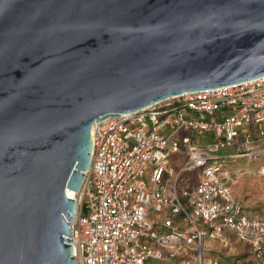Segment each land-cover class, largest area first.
Returning <instances> with one entry per match:
<instances>
[{
  "label": "water",
  "instance_id": "95a60500",
  "mask_svg": "<svg viewBox=\"0 0 264 264\" xmlns=\"http://www.w3.org/2000/svg\"><path fill=\"white\" fill-rule=\"evenodd\" d=\"M264 76V0H0V264H77L92 126Z\"/></svg>",
  "mask_w": 264,
  "mask_h": 264
},
{
  "label": "built area",
  "instance_id": "2783aa9c",
  "mask_svg": "<svg viewBox=\"0 0 264 264\" xmlns=\"http://www.w3.org/2000/svg\"><path fill=\"white\" fill-rule=\"evenodd\" d=\"M119 114L92 126L71 221L76 263L232 264L207 249L232 232L264 264V218L246 212L231 168L264 156V76Z\"/></svg>",
  "mask_w": 264,
  "mask_h": 264
},
{
  "label": "crops",
  "instance_id": "0c3cea01",
  "mask_svg": "<svg viewBox=\"0 0 264 264\" xmlns=\"http://www.w3.org/2000/svg\"><path fill=\"white\" fill-rule=\"evenodd\" d=\"M248 166V164L244 165ZM253 167V166H251ZM251 181H244L243 188L244 191L247 190V188L250 189V186L247 185ZM242 190V189H241ZM236 192L239 196V198L244 202L246 208L250 211H255L259 210L261 208L264 209V200L261 199L262 197L259 198V200H253L251 198L248 199H242L240 196V191L238 190L236 186ZM257 202L260 203V206L257 205ZM264 217V214L260 211V214L257 215V217ZM228 237V242H224L221 240H213L208 242V246L210 249L208 251H217L219 252L218 255L227 261L231 262L232 264H261L253 255L252 249L250 245L244 241H241L234 233L232 232H227L226 233ZM217 243L220 246H216Z\"/></svg>",
  "mask_w": 264,
  "mask_h": 264
},
{
  "label": "rangeland",
  "instance_id": "374dc122",
  "mask_svg": "<svg viewBox=\"0 0 264 264\" xmlns=\"http://www.w3.org/2000/svg\"><path fill=\"white\" fill-rule=\"evenodd\" d=\"M246 164H248V166H244ZM251 166H253V167H251ZM231 168L236 170L240 176V181L237 185V188L241 193L240 196L242 199L245 200V199L251 198L253 200H259V198L262 197L261 199L264 200V156L258 160L257 159H249V158L237 159V160L231 162ZM186 176L188 178H192V176H194V174L189 173ZM244 181H251L249 184H247L250 186V189L247 188L246 191H244L243 188L241 187V186H243ZM171 182H173V180H171ZM77 197H79L78 194H77ZM77 202H78V200H77ZM87 203L88 202L86 201V204ZM257 205L260 206V203L257 202ZM260 211L264 214L263 208H261L259 210H255V211H250V210L246 209V212L252 217H255L258 214H260ZM259 217H261V216H259ZM261 218H264V217H261ZM209 241L214 242L213 240H209ZM216 246H220V245L217 243ZM207 249H210L209 246L207 247ZM210 254L216 256L219 254V252L212 251V252H210ZM159 263L165 264L164 261H160Z\"/></svg>",
  "mask_w": 264,
  "mask_h": 264
},
{
  "label": "bare ground",
  "instance_id": "6f19581e",
  "mask_svg": "<svg viewBox=\"0 0 264 264\" xmlns=\"http://www.w3.org/2000/svg\"><path fill=\"white\" fill-rule=\"evenodd\" d=\"M68 194H69V196L78 199V197H77L78 192H77V191H74V190H68Z\"/></svg>",
  "mask_w": 264,
  "mask_h": 264
}]
</instances>
